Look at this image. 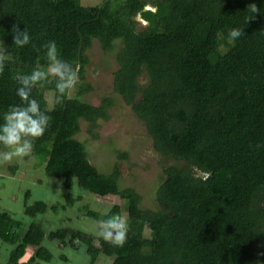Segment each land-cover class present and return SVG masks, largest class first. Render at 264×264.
Instances as JSON below:
<instances>
[{
  "label": "trees",
  "instance_id": "obj_1",
  "mask_svg": "<svg viewBox=\"0 0 264 264\" xmlns=\"http://www.w3.org/2000/svg\"><path fill=\"white\" fill-rule=\"evenodd\" d=\"M16 25L29 31L28 45H13ZM232 27L243 29L240 38L228 37ZM50 40L79 81L72 96L60 98L51 77L33 87L50 121L25 159L67 191L76 185L98 200L119 198L102 214H84L101 222L124 209L125 242L104 239L99 227L46 231L35 218L49 205L38 200L23 209L30 221L21 233L0 207V241L11 246L4 264L49 262L45 239L82 246L90 264L100 255L111 264H264V0H0V114L21 103L18 74L47 71L41 46ZM94 40L115 51L113 92L142 123L153 151L172 162L163 165L155 210L143 209L134 189L120 188L118 164L100 173L76 139L80 122L95 128L111 104L82 98L92 90L84 77ZM66 206L54 204L52 212Z\"/></svg>",
  "mask_w": 264,
  "mask_h": 264
},
{
  "label": "rangeland",
  "instance_id": "obj_2",
  "mask_svg": "<svg viewBox=\"0 0 264 264\" xmlns=\"http://www.w3.org/2000/svg\"><path fill=\"white\" fill-rule=\"evenodd\" d=\"M100 1L81 0V3L95 5ZM140 24H143L141 20ZM86 55L88 63L85 66L84 82L88 83L92 90L82 95L83 100L92 105H99L103 99L109 97L111 104L107 109L108 119L98 121L95 128L89 130L87 124L81 121L76 139L84 143L89 162L100 173H109L113 166L118 164L121 173L118 181L120 188L134 189L141 197V207L155 210L157 204L154 194L164 177L163 165L172 162L161 160L153 151L151 140L142 123L113 92V72L118 68L115 51H102L98 42L94 40ZM140 82H144V78L140 77ZM74 92L75 88L71 90V96ZM46 100L50 106V94L46 96ZM118 152H124L126 158L119 159ZM25 157L0 161V207L11 213L19 222L16 230L20 233L30 221L23 215V209L38 200L49 205L48 212L35 218L46 231L68 226L95 233L98 231L100 221H93L84 214L85 211L93 210L102 214L113 203L122 204L116 197L98 200L92 194L79 192L76 185L75 189L67 191L62 187L60 179L43 173L42 167L35 164L38 161ZM8 166H17V169L12 173ZM67 192L71 194L70 196L74 195L70 204L67 202L69 201ZM64 203H67L64 210L52 212L54 204ZM121 215L126 217L124 209H121ZM144 234L148 235L147 229L144 230ZM3 244L0 241V260L5 261L9 249L5 250ZM42 244L51 252L52 259L49 262L41 261V264H90L82 246L62 247L57 241L47 239ZM93 264H111V259L100 255Z\"/></svg>",
  "mask_w": 264,
  "mask_h": 264
},
{
  "label": "clouds",
  "instance_id": "obj_3",
  "mask_svg": "<svg viewBox=\"0 0 264 264\" xmlns=\"http://www.w3.org/2000/svg\"><path fill=\"white\" fill-rule=\"evenodd\" d=\"M260 9L256 4H251V12L256 14ZM13 45L23 47L31 41L27 28L22 30L18 25L13 26ZM243 29L232 27L228 30V37L232 40L240 38ZM42 55L47 61V71L42 68H34L31 72L18 74L16 95L20 98V104H13L0 114V161H10L13 158H22L31 154L33 141L41 137L49 126L50 116L42 110L39 102L31 97L32 89L41 81L50 77L55 79V89L58 98L71 95L79 81V73L73 65L63 59L58 50L56 41L50 40L41 46ZM2 67V65H0ZM126 217L113 214L99 224V235L110 240L115 245H123L127 232ZM10 245L4 242L3 248L10 249ZM0 264H4L0 260Z\"/></svg>",
  "mask_w": 264,
  "mask_h": 264
}]
</instances>
